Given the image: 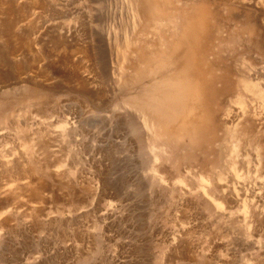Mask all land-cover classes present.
<instances>
[{
    "label": "rangeland",
    "instance_id": "374dc122",
    "mask_svg": "<svg viewBox=\"0 0 264 264\" xmlns=\"http://www.w3.org/2000/svg\"><path fill=\"white\" fill-rule=\"evenodd\" d=\"M127 1L0 0V264H264V99L234 87L264 89V0H211L253 48L212 35L234 88L188 134L143 107L139 57L183 21L143 0L131 32Z\"/></svg>",
    "mask_w": 264,
    "mask_h": 264
},
{
    "label": "bare ground",
    "instance_id": "6f19581e",
    "mask_svg": "<svg viewBox=\"0 0 264 264\" xmlns=\"http://www.w3.org/2000/svg\"><path fill=\"white\" fill-rule=\"evenodd\" d=\"M133 1L128 4L127 8L130 12L131 26L129 28L131 32L134 30V24L137 19L136 12L139 10L138 7L140 3L142 4L143 0ZM153 1L156 7L145 13L146 18H167L169 21L170 17L177 15L183 22L180 25L176 22L173 26H169V29H167L168 26H164L162 34L159 35L158 33L159 37L157 38L159 39L160 49L155 55L151 52L153 56L152 60L144 53L142 54V49L139 48L141 61L143 64H146V69L152 70V73L148 74V76L157 75L159 78L158 84H154L150 89L148 88V90L143 91L145 93L142 94V98L147 95L148 97L150 95V98H152L149 101L145 99L146 102L143 104V107L146 108L145 110L154 118L155 122L164 125L166 129H172L173 131L180 130L184 134H188V132H192L191 127L193 128L200 120V117L202 118V104L209 111L216 101L231 92V88L234 86L230 80L231 72L229 66L223 58H218L213 53L214 50H212L211 46L212 35L215 34L214 38L218 40L220 46L223 44L228 45L230 42L238 46L240 45L241 38L245 37L243 42L251 44L252 47L254 28H250L245 21H237V30L230 31L227 27L228 25H226V21L236 20L233 12L229 11L225 15L222 14L219 9V2L217 1L197 0L196 4L192 7L193 14L191 16H188V12H184V7L172 5L169 0ZM224 1L230 2V0ZM241 1L245 2V0ZM211 19L215 21L214 25L209 24ZM221 32H226V36L221 37ZM235 46L233 48H236V50H233L235 52L239 51L237 50L239 47ZM247 50L248 52L250 51V49ZM210 55H213L214 58H209ZM217 60L221 64H224L222 73L219 75L215 73ZM240 64L238 63L239 67L236 69L239 77L248 73L247 70V72L243 70V66L242 68L240 67ZM246 75L249 76L248 74ZM238 80H241V78ZM246 80H236L237 84L235 83L236 85L234 86L236 90L242 89L245 93L255 94L260 99H264V89L257 84L251 83L249 79ZM218 83L220 84L219 87H217ZM188 98H192L190 103H188L190 101H188ZM141 115L143 116V114ZM142 116H138V118L141 119L142 124H140L143 125L144 131L147 130L145 132V135H147L150 130L149 128L154 127H149L145 121V117ZM213 116L214 112L212 111L210 118L213 119ZM127 123L130 131L135 135H139V125L131 121ZM150 132L153 134L151 130ZM149 137L151 138V135ZM149 137L148 139L150 140ZM149 140H147V144L149 143L148 147H152L151 143L155 140V137Z\"/></svg>",
    "mask_w": 264,
    "mask_h": 264
}]
</instances>
